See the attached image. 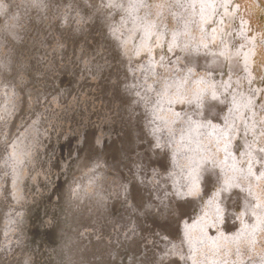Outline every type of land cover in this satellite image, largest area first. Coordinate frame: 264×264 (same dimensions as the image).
I'll use <instances>...</instances> for the list:
<instances>
[{
  "label": "rangeland",
  "instance_id": "obj_1",
  "mask_svg": "<svg viewBox=\"0 0 264 264\" xmlns=\"http://www.w3.org/2000/svg\"><path fill=\"white\" fill-rule=\"evenodd\" d=\"M0 261L264 264V0H0Z\"/></svg>",
  "mask_w": 264,
  "mask_h": 264
},
{
  "label": "bare ground",
  "instance_id": "obj_2",
  "mask_svg": "<svg viewBox=\"0 0 264 264\" xmlns=\"http://www.w3.org/2000/svg\"><path fill=\"white\" fill-rule=\"evenodd\" d=\"M125 112V111H124ZM90 121V120H89ZM87 123H89V122H87ZM103 130V129H102ZM103 134V133H102ZM98 142H100V141H98ZM100 144V143H99ZM76 155V154H75ZM74 155V156H75ZM86 158V157H85ZM85 161V160H84ZM80 165H82V164H80ZM74 184V183H73ZM159 207V206H158ZM157 208V207H156ZM160 208H161V206H160ZM163 208V207H162ZM32 211V210H31ZM31 217H32V215H31ZM121 223V222H120Z\"/></svg>",
  "mask_w": 264,
  "mask_h": 264
},
{
  "label": "water",
  "instance_id": "obj_3",
  "mask_svg": "<svg viewBox=\"0 0 264 264\" xmlns=\"http://www.w3.org/2000/svg\"><path fill=\"white\" fill-rule=\"evenodd\" d=\"M114 157H116V155H114V156H113V158H114ZM114 161H115L114 159H113V160H111V162H114ZM0 264H2V262H1V261H0Z\"/></svg>",
  "mask_w": 264,
  "mask_h": 264
}]
</instances>
